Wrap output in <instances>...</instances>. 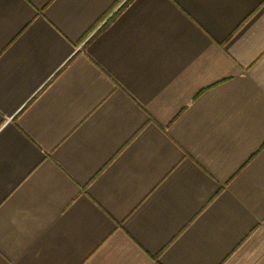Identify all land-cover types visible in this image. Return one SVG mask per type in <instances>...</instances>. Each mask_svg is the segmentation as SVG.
<instances>
[{"label":"crops","instance_id":"1","mask_svg":"<svg viewBox=\"0 0 264 264\" xmlns=\"http://www.w3.org/2000/svg\"><path fill=\"white\" fill-rule=\"evenodd\" d=\"M0 264H264V0H0Z\"/></svg>","mask_w":264,"mask_h":264}]
</instances>
